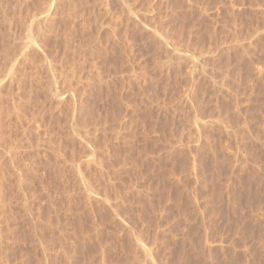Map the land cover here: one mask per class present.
<instances>
[{
    "label": "rangeland",
    "instance_id": "obj_1",
    "mask_svg": "<svg viewBox=\"0 0 264 264\" xmlns=\"http://www.w3.org/2000/svg\"><path fill=\"white\" fill-rule=\"evenodd\" d=\"M18 3L0 264H264V0Z\"/></svg>",
    "mask_w": 264,
    "mask_h": 264
},
{
    "label": "bare ground",
    "instance_id": "obj_2",
    "mask_svg": "<svg viewBox=\"0 0 264 264\" xmlns=\"http://www.w3.org/2000/svg\"><path fill=\"white\" fill-rule=\"evenodd\" d=\"M1 1L4 2V1H6V0H4V1H3V0H0V14H1V12H3L4 8H7V9H8L7 6H8L9 4H11V3L14 4V3H15L14 5H17V3H18L19 0H14V1L11 2V3H10V1H9V2H8L9 4H8L6 7H4V5H1V4H2ZM7 1H8V0H7ZM16 2H17V3H16ZM5 3H7V2H5ZM20 3H21V1L18 3V5H19ZM2 6H3L4 8H2ZM9 7H10V6H9ZM17 7H18V6H17ZM17 7H16V9H17ZM1 8H2V9H1ZM10 9L13 10V11L10 12L11 14H10V13H7V14L5 13L6 15H10V16H11V15L14 14L15 11H17V10H15V6H14V7L12 6V8L10 7ZM19 9H20V7H19ZM8 10H9V9H8ZM5 11L8 12L7 10H5ZM5 14H4V12H3V14H1V15H5ZM1 17H2V16H1ZM4 19H7V18L4 17ZM10 19H11V17H10ZM11 20H13V19H11ZM11 20H9V22H10ZM11 23H13V22H11ZM10 29H11V28H10ZM10 35H13V33L10 34ZM13 50H14V49H12V51H13ZM16 51H17V50H16ZM14 53H16L15 50H14ZM14 53H13V54H14ZM24 53H25V52H24ZM27 53H28V52H27ZM29 53H30V52H29ZM17 54H18V52H17ZM22 54H23V53H22ZM14 55H15V54H14ZM19 55H21V54H19ZM25 55H26V54H25ZM25 55H24V58H25V57L27 58V56H25ZM29 55H30V54H29ZM11 56L13 57V55H11ZM26 58H25V59H26ZM25 59H24V61H25ZM13 60H15V59H13ZM18 60H19V59H18ZM27 60H28V58H27ZM10 61H11V60H10ZM24 61H23V62H24ZM28 61H29V60H28ZM28 61H27V62H28ZM13 62H14V61H13ZM25 62H26V61H25ZM29 62H30V61H29ZM17 63H18V62H17ZM21 63H22V62H21ZM12 65H13V64H12ZM10 67L12 68L11 65H10ZM11 68H10V70H11ZM15 68H16V67H15ZM17 69H18V68H17ZM19 69H20V68H19ZM22 69H25V68H22ZM10 70H9V71H10ZM12 70H13V68H12ZM15 70H16V69H15ZM11 72H12V71H11ZM5 73H6V72H5ZM13 73H14V72H13ZM13 73H11V74H13ZM19 74H20V73H19ZM15 75H16V74H15ZM13 76H14V74H13ZM13 76H12V78L14 79L15 76H14V77H13ZM2 77H3V76H2ZM16 77H17V76H16ZM0 78H1V77H0ZM6 78H7V77H6ZM10 78H11V77H10ZM0 81H1V80H0ZM12 81H14V80H12ZM0 87H1V86H0ZM0 91H1V90H0ZM0 94H1V93H0ZM1 97H2V96H1ZM12 108H13V107H12ZM14 108H15V107H14ZM13 112H14V111H13Z\"/></svg>",
    "mask_w": 264,
    "mask_h": 264
}]
</instances>
